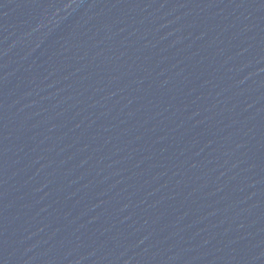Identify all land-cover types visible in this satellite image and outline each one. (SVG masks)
<instances>
[{"label": "water", "instance_id": "obj_1", "mask_svg": "<svg viewBox=\"0 0 264 264\" xmlns=\"http://www.w3.org/2000/svg\"><path fill=\"white\" fill-rule=\"evenodd\" d=\"M0 264H264V0H0Z\"/></svg>", "mask_w": 264, "mask_h": 264}]
</instances>
